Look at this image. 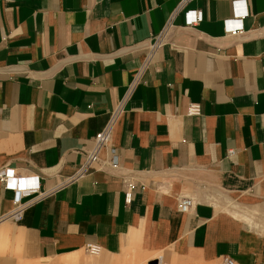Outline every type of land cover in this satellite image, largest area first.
Wrapping results in <instances>:
<instances>
[{"label":"crops","instance_id":"0c3cea01","mask_svg":"<svg viewBox=\"0 0 264 264\" xmlns=\"http://www.w3.org/2000/svg\"><path fill=\"white\" fill-rule=\"evenodd\" d=\"M233 1L0 0V168L45 194L13 221L0 183V264H264V0H244L237 36L224 29ZM189 11L201 20L187 25Z\"/></svg>","mask_w":264,"mask_h":264},{"label":"built area","instance_id":"2783aa9c","mask_svg":"<svg viewBox=\"0 0 264 264\" xmlns=\"http://www.w3.org/2000/svg\"><path fill=\"white\" fill-rule=\"evenodd\" d=\"M233 17L231 19H227L224 22L225 32L231 36L242 35V19L247 16V11L245 9V1L244 0H236L233 1ZM176 13V11L174 12ZM173 13V15H174ZM185 23L187 25L195 24L201 20V13L199 11H189L185 14ZM164 30L161 34L155 37L154 41L148 46L146 56L143 64L134 74L131 82L129 83L124 97L118 102L117 106L111 113L110 119L105 125V127L98 131L94 135V145L93 147L86 151V158L81 168L79 169V176L86 174L90 171L96 163H98V151L101 147L108 144L111 134V128L116 117L120 116L124 112L125 103L128 101L131 93L134 88L141 81V76L150 63L154 52L160 48L165 40H164ZM187 116H194L200 114V105L198 103H191L187 108ZM114 149H112V156L108 160V166L112 169H118L120 167V163L118 161L117 156L113 153ZM234 153L233 150L228 151V155H232ZM39 177L36 175L31 176H20L16 175L14 170L9 167L0 168V183L6 189H12L15 191L16 195L14 198V207L13 209L6 215V218L11 219L13 221H18L21 218L22 211L32 203H35L37 200L41 199L45 194L38 193L39 189ZM123 182V196L125 204H129L132 199V193L135 188L133 181L129 178H122ZM36 193L37 195L30 199L27 202H21V196L30 195ZM194 206V201L192 198L182 195L178 201V210L182 213H188ZM85 251L91 255H96L100 252L99 246L96 244H87L85 246ZM222 264H234V261L230 257H224L222 259Z\"/></svg>","mask_w":264,"mask_h":264},{"label":"rangeland","instance_id":"374dc122","mask_svg":"<svg viewBox=\"0 0 264 264\" xmlns=\"http://www.w3.org/2000/svg\"><path fill=\"white\" fill-rule=\"evenodd\" d=\"M89 254V253H88ZM90 255V254H89ZM94 256V255H93Z\"/></svg>","mask_w":264,"mask_h":264},{"label":"bare ground","instance_id":"6f19581e","mask_svg":"<svg viewBox=\"0 0 264 264\" xmlns=\"http://www.w3.org/2000/svg\"><path fill=\"white\" fill-rule=\"evenodd\" d=\"M99 254V253H98ZM97 255V254H96Z\"/></svg>","mask_w":264,"mask_h":264}]
</instances>
